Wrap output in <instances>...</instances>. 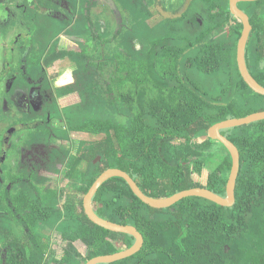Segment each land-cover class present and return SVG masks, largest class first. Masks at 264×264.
I'll list each match as a JSON object with an SVG mask.
<instances>
[{
	"label": "trees",
	"instance_id": "obj_1",
	"mask_svg": "<svg viewBox=\"0 0 264 264\" xmlns=\"http://www.w3.org/2000/svg\"><path fill=\"white\" fill-rule=\"evenodd\" d=\"M110 1L36 0L32 11L19 13L20 25L32 31L29 23L34 21L36 29L35 39L23 34L17 38L23 44L22 77H26L23 66L30 76L40 78L44 63L74 58L77 83L60 88L58 95L80 101L59 113L64 112L69 133L80 134L83 145L81 156L63 158L70 180L67 192L62 191L67 201L63 205L59 193L37 177L3 176L0 246L8 252L0 264H87L132 247L135 238L104 229L86 211V195L112 168L128 173L156 198L195 187L227 196L234 159L209 132L226 120L264 112V96L249 86L238 66V40L245 25L231 12L230 0H194L202 9L193 11L191 4L180 15L146 27L139 19L141 0L134 6L113 0L114 7ZM247 3H251L246 11L254 26L248 65L264 86V0ZM208 5L212 8L204 12ZM129 7L138 13L136 31L127 25ZM12 21L11 17L7 25L0 24L5 35ZM64 36L84 40L85 45L79 51H60ZM7 78L0 75V102L2 95L9 100L16 88H5ZM221 134L242 155L232 206L190 196L160 209L143 202L122 178L103 184L94 198V204H101L96 208L101 217L134 226L144 237L141 251L111 264H264V121ZM214 143L229 154L219 157L222 149ZM204 169H211L206 184L194 178ZM108 204L113 206L110 217ZM143 210L158 217L169 213L170 219L145 223ZM191 214L196 217L189 221ZM47 228L63 234L67 247L62 258L52 256V243L39 234Z\"/></svg>",
	"mask_w": 264,
	"mask_h": 264
},
{
	"label": "flooded vegetation",
	"instance_id": "obj_2",
	"mask_svg": "<svg viewBox=\"0 0 264 264\" xmlns=\"http://www.w3.org/2000/svg\"><path fill=\"white\" fill-rule=\"evenodd\" d=\"M25 1L11 0V5L9 3H0V6L8 8V11L14 8L13 10L17 14L16 10L23 11L28 9ZM32 1L36 0H28L30 6H33ZM110 2L114 7L113 0ZM16 20L18 19L15 18ZM15 24L19 25V22H15ZM14 41L15 43L12 42V47L10 48L11 55L9 57L5 56L7 64L4 65V70L5 67L7 69L10 67L12 69V75L6 79L4 86L5 88H9V90L13 85H16V88L12 91L9 100L2 95L4 100L0 102V132L2 133L3 141L2 145H0V182L4 181L3 176L7 175V173H11L16 178L14 180H29L30 178L37 177L38 180L46 184L48 189L59 193L61 205H63L67 201H64L62 191L64 190L66 193L70 184V180L66 178L65 169L67 165L63 164V158L66 157V154L70 157L81 156L79 152H76L78 149L76 143L82 149L83 142L80 134L57 131V122H60V125L61 123H65V121L70 125V122L66 117L57 118L53 112L46 108L50 105L58 108L59 111V109L62 110L65 107L76 105L72 104L63 107L62 101L64 98L58 95L60 88L72 86L77 83L76 68L74 70L68 68V71H70L69 74L71 73L69 80H67L69 83L65 80L62 81L63 77L60 75V71L64 65L61 66L59 62L70 60V66H73L72 62L74 58L66 56L56 59L48 65L44 63L43 74L40 78L30 76L27 68L23 66L21 70L23 69L22 72L26 77H22L19 62L21 60L20 50L23 49V44L19 43L17 38ZM61 44L60 51L66 50L61 48ZM43 62L45 61L43 60ZM44 112L45 115L41 117ZM57 116L59 115L57 114ZM37 129H40L38 132L42 137H38V135L33 136L32 133L30 134V132ZM43 129L46 133L43 132ZM64 134L66 136L65 139L60 137ZM29 136L30 138H28ZM66 142H69L70 145H66ZM63 147L67 149L68 153L63 152ZM10 151L12 153L11 158H9ZM54 167H58L60 172H52L51 170ZM12 187L13 184H10L7 186V189L11 190ZM2 193L3 184L0 185V194ZM47 230L50 236L46 240L43 238L46 235V230H40L39 234L43 238V241L48 242L51 236H54L52 241L60 237L61 240L59 242L63 244L64 248L67 247V242H64L63 234L60 231L52 228H47ZM52 249H54V245H52ZM7 252V249L0 246V260L5 261Z\"/></svg>",
	"mask_w": 264,
	"mask_h": 264
},
{
	"label": "water",
	"instance_id": "obj_3",
	"mask_svg": "<svg viewBox=\"0 0 264 264\" xmlns=\"http://www.w3.org/2000/svg\"><path fill=\"white\" fill-rule=\"evenodd\" d=\"M254 1H259V0H230V10L236 17L240 18V20L243 21L245 25L243 36L241 40H238L240 41V50H238V66H240L242 75L246 80V82L249 84V86L257 94L264 96V86L261 85L251 73L247 60L248 46L254 30V26L252 24L251 16L249 15V13L245 9H242L240 7L241 2H254ZM263 121H264V112H259L247 118L230 119L218 123V125L214 126L209 132V137L213 141H217L225 145L232 154L234 159L233 170L228 184L227 196H223L206 187H195L177 192L166 198H156L146 194L140 188L138 183L128 173L124 172L123 170L117 168H112L107 170L92 186L91 190L85 197V206H86L87 214L95 224L103 227L108 231L132 236L133 238H135V243L133 244L132 247L126 250H123L113 255L97 257L89 261L87 264H111L118 261H122L137 254L139 251H141V249L144 246V237L136 227L131 225L114 223L109 220L103 219V217H101V215L95 209L94 198L98 193V191L100 190V188L103 186V184H105V182H107L112 178H122L129 183L132 190L143 202L149 204L152 207L160 208V209L168 208L179 202L181 199L190 196L204 197L219 204H222L223 206H232L236 202L235 192H236L238 175H240L241 166H242L241 163L242 155L240 150H238V148L236 147V145H234L233 142H231L227 137H224L221 133L227 130L252 126L255 125V123L263 122ZM101 160L102 158L100 157L97 163Z\"/></svg>",
	"mask_w": 264,
	"mask_h": 264
},
{
	"label": "rangeland",
	"instance_id": "obj_4",
	"mask_svg": "<svg viewBox=\"0 0 264 264\" xmlns=\"http://www.w3.org/2000/svg\"><path fill=\"white\" fill-rule=\"evenodd\" d=\"M9 1L10 0H0V3L1 4L2 3H9L10 4L11 1L10 2ZM46 1L48 2V0H46ZM141 1L144 3V6H143L142 17L140 15L139 19H141L143 21L144 27H146L148 25H154V22L156 23V22H159V21H163V19H165L167 17L178 16V15H180L182 13V11L186 10L188 5L190 6L191 4L194 5V7H192L193 11H196V9L198 11L200 9H202V4L201 3L197 2V1L192 3L194 0H141ZM121 4L122 5H126V6H134L136 4V0H122ZM189 6H188V8H189ZM241 6H242L243 9L246 10L249 7H251V3L241 2ZM27 7H28L29 11H32V6H29V4H28ZM211 8H212L211 5L210 6L208 5V6H205L203 8V10H204V12H206V11L210 10ZM13 9L14 8H12V10L8 11V8H4L3 6H0V24L2 26L3 25H7L10 22L11 17L13 19L12 24H11L13 27L10 29L8 34L5 35L4 31H2L0 29V75L4 71L1 76L6 77V78L10 77V75H12L11 74L12 69H10V67H9V69H7L5 67V70H4V65L7 64L5 59H6L7 56L9 57L11 55L10 48L12 47V40H14L15 38H18V37L22 38L21 34L28 36L27 39H35V37L33 35V31H36V29L35 30L33 29L34 21H30V23H29L30 29H32V31H29L27 29L26 24L25 25H20V24L16 25L15 22L18 23V22L21 21V15L19 14L20 13L19 10H16V12H17V14H16L14 12L15 10H13ZM25 11L27 12V10H25ZM125 13H126V17H127V25L130 26V31L131 30L132 31L138 30L137 29V26H138V19H137L138 13L136 11H134V9L130 10V7L127 10H125ZM151 13H153L154 16H152ZM194 17H195V15L192 16V18H194ZM15 18L18 19V20L15 21ZM44 20L45 19H43V21ZM46 23H48V20H46ZM40 33H41V31H40ZM224 34H226L225 35L226 37L229 36L230 30L227 29ZM224 37H221L220 39H223ZM252 42H253L252 48L254 49V40L253 39H252ZM84 45H85L84 40H81V39H78V38H71V37L64 36V38L62 39L61 48L62 49H66V50H78L79 51V50H81L82 47H84ZM59 64L61 66L64 65L63 68L60 71L61 72L60 75H62L63 79H62V77L60 78V75H58L59 78L62 79V81L69 80V76H70L71 73L69 74L70 71H68V68L74 70L75 67L74 66H70V60L60 61ZM71 80H73V79H71ZM67 83H69V81H67ZM0 87H1V85H0ZM0 92H1V89H0ZM79 101H80V99L78 97H74V98H70V99H64L62 101V106L64 107V106H67V105L76 104ZM72 107L73 106L68 107L69 110L72 109ZM46 109L50 110L51 112H53L54 116H56L57 118H61L62 115H64V112L60 111V113H59L58 108H54V107H52L50 105H48ZM57 114L59 116H57ZM44 115H45V112H44L43 115H41V117H43ZM0 128H1V126H0ZM38 130H40V129L34 130V131L30 132V134L32 133L33 136H37L38 135V137H42L39 134ZM56 130L60 131V132H63V133L70 132V125H68L67 121H65V123H61V125H60V122H57ZM43 132L46 133V131L44 129H43ZM0 134H1L0 135V138H1L2 137V133L0 132ZM60 137L65 139L66 136L64 134L63 136H60ZM28 138H30V136ZM66 145H70V143L66 142ZM214 145H216L217 148H221L222 149L221 152L219 153V157L229 154L230 151L228 152L220 144L214 143ZM76 146L78 148L76 152H79L81 154L82 149L80 148V145L78 146L77 143H76ZM88 149H89V147H88ZM63 152L64 153H68L67 149L64 148V147H63ZM11 154L12 153L10 151L9 158H11ZM230 167L232 168V166H230ZM209 170L211 171V169H204L202 174L194 175V178L196 180L202 181L203 184H206L207 181H208V176H209V172H210ZM231 170H233V168ZM231 173H232V171H231ZM102 205L106 206L107 203H102ZM108 205H109V207H111L110 208V212H109V217H110V215L112 213V210H113V206L111 204H108ZM94 206L99 209L101 207V204L100 203H96V204H94ZM195 217H196L195 214H191L190 218H189V221L195 219ZM141 218H142L143 222H145V223H150V222H148L149 220L157 221L156 219H158L157 222H161V220L164 221L166 219H170V214L167 213V214H164L163 217H158V214L157 215L151 214V213H149V211L143 210L141 212ZM45 234L46 235H44L45 237H43V238L46 240V238L47 237L49 238V236H50L47 229H46ZM52 238L54 239V236H51V238L49 239V241L52 243V245H54V249L52 251V256L53 257L62 258V252H63L62 250H63L64 246H63V244L61 242H59L61 239H60V237H57L56 239L58 241L57 240H53L52 241ZM54 241H57V242H54ZM77 245H78V247L80 248V250L82 252H85V246L82 243H78ZM63 260H67V257L63 258Z\"/></svg>",
	"mask_w": 264,
	"mask_h": 264
}]
</instances>
